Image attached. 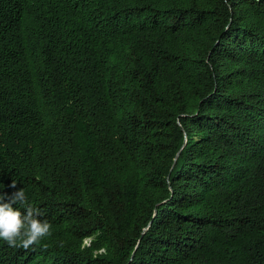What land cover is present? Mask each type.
Masks as SVG:
<instances>
[{"label": "trees", "instance_id": "1", "mask_svg": "<svg viewBox=\"0 0 264 264\" xmlns=\"http://www.w3.org/2000/svg\"><path fill=\"white\" fill-rule=\"evenodd\" d=\"M20 188L52 235L0 264H264V0H0Z\"/></svg>", "mask_w": 264, "mask_h": 264}, {"label": "clouds", "instance_id": "2", "mask_svg": "<svg viewBox=\"0 0 264 264\" xmlns=\"http://www.w3.org/2000/svg\"><path fill=\"white\" fill-rule=\"evenodd\" d=\"M10 187L17 189L15 182ZM42 217V211L28 202L23 188L0 193V240L9 247L28 250L50 237L53 225Z\"/></svg>", "mask_w": 264, "mask_h": 264}, {"label": "rangeland", "instance_id": "3", "mask_svg": "<svg viewBox=\"0 0 264 264\" xmlns=\"http://www.w3.org/2000/svg\"><path fill=\"white\" fill-rule=\"evenodd\" d=\"M84 242H85V243H89V242H90V238H86V239L84 240Z\"/></svg>", "mask_w": 264, "mask_h": 264}]
</instances>
